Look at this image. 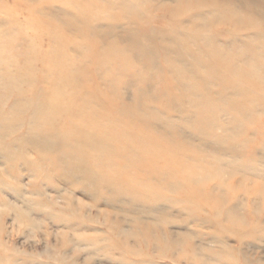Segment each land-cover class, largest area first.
I'll use <instances>...</instances> for the list:
<instances>
[{
	"label": "rangeland",
	"instance_id": "1",
	"mask_svg": "<svg viewBox=\"0 0 264 264\" xmlns=\"http://www.w3.org/2000/svg\"><path fill=\"white\" fill-rule=\"evenodd\" d=\"M0 264H264V0H0Z\"/></svg>",
	"mask_w": 264,
	"mask_h": 264
}]
</instances>
